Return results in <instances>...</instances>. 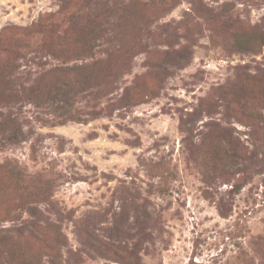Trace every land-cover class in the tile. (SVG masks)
I'll list each match as a JSON object with an SVG mask.
<instances>
[{
    "label": "rangeland",
    "instance_id": "rangeland-1",
    "mask_svg": "<svg viewBox=\"0 0 264 264\" xmlns=\"http://www.w3.org/2000/svg\"><path fill=\"white\" fill-rule=\"evenodd\" d=\"M7 259L264 264V0H0Z\"/></svg>",
    "mask_w": 264,
    "mask_h": 264
},
{
    "label": "trees",
    "instance_id": "trees-1",
    "mask_svg": "<svg viewBox=\"0 0 264 264\" xmlns=\"http://www.w3.org/2000/svg\"><path fill=\"white\" fill-rule=\"evenodd\" d=\"M52 17V16H51ZM50 17V18H51ZM50 18H45L44 16H42V17H40L39 18V21L37 22V23H35V24H33V25H31L30 27H20V28H13V27H8V28H5V30H4V32H3V37L4 38H8L9 36H6V35H10V37L11 36H13V37H17L18 38V36H28L31 32H33L34 31V29L36 28V27H42V26H44V27H48V25H47V23L49 24V25H53L54 26V21L53 20H51ZM35 27V28H34ZM37 29V28H36ZM36 29H35V31H36ZM16 32V33H15ZM14 34V35H13ZM3 37H1V40H2V38ZM65 119H75V120H80V119H83V118H79V117H74V116H72V115H67V117H65ZM11 136H14V134H12ZM10 137H8V139H9ZM9 140H12V137L9 139ZM5 262V263H4ZM3 263L4 264H12V262H10V261H8V259L7 260H5Z\"/></svg>",
    "mask_w": 264,
    "mask_h": 264
}]
</instances>
